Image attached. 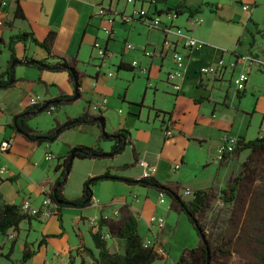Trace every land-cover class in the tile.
Returning a JSON list of instances; mask_svg holds the SVG:
<instances>
[{
    "label": "crops",
    "instance_id": "1",
    "mask_svg": "<svg viewBox=\"0 0 264 264\" xmlns=\"http://www.w3.org/2000/svg\"><path fill=\"white\" fill-rule=\"evenodd\" d=\"M15 1L0 0L2 3L0 21L5 15L3 11L11 17L12 21L11 26L4 27L2 30L6 48L12 35L28 32L38 40H43L49 32H54L53 46L56 52L75 64L82 75V96L77 102L62 105L50 113H54L52 116L46 118L41 114L33 115L28 125L38 132L46 133L52 131L58 123H65L68 118L89 113L104 117L106 131L116 134L121 130L128 137V141L118 153L93 158H74L70 171L63 177L65 184L62 187V194L68 200L78 198L83 193L86 180L108 173L112 178L96 180L92 186L93 196L99 201V205L92 201L89 206L83 208L67 205L60 209L62 217L60 222L55 210L56 205L50 203L49 207L53 209V214L48 219L30 222L24 220L23 222H28L26 230L23 229L22 222L17 233L13 230L9 231H13L17 236L11 259L15 262L21 259V257L15 258L14 253L18 250L22 256L25 241H28L36 252L25 264H68L69 256L75 257L74 264L80 258L86 263L87 254L82 251L77 254L80 246L79 236H82L87 247L97 253L90 234L89 220L100 218V216H109L112 220H120L123 217L125 219L133 211L140 216V235L143 238L157 240L167 251L161 264L169 263L167 259L170 253L164 238L176 237L175 234L182 221V211L174 200L170 206L167 205L166 194L155 187L143 185L138 181L128 183L121 178L139 180L143 168L138 161L143 159L156 165L155 179L162 184H168L171 187L185 184L184 188L192 191L221 189L226 184L232 162L243 164L249 155L248 150L231 155L226 161L220 163L215 158L217 149L223 143L224 135H231L225 127L218 128L215 125L219 130L215 134V140H212L214 128L212 118L216 116L215 112L219 104V101H212V91L216 89L215 86L221 87L227 80L233 85L232 73L227 70L224 78H215L211 75L200 76L198 63L203 60V57L206 60L202 61L203 63L216 62V58L218 60L223 57L222 54H217L219 48L207 43L211 41L208 36L194 30L200 25L190 23L194 29L186 30L191 36L204 42L206 40L207 51L204 48H202L204 51L187 48L175 34L164 30L170 26L182 28V25L177 22L180 15L173 18L169 16L172 11H167L168 7L178 4L180 0L173 4L164 0L163 7L159 6L155 0H142L140 3L137 0L133 2L124 0L122 8H120L121 0H18L25 19H13ZM145 1H149L153 7H147ZM206 2L211 1L186 0V5L196 8ZM245 3L251 7L250 12H247L241 6L247 15L243 26L248 27L259 0H247ZM100 4L108 8L109 15L114 10L130 14L135 8H144L150 15L158 11L161 23L156 27L144 19L135 18L124 23L117 18L112 26L113 33L107 34L102 30L104 19L97 13ZM213 4L216 5L215 14L225 18L224 5H218L215 2ZM164 13L166 16H162ZM190 17L189 15L187 19ZM156 35H158L157 38H153ZM165 38H168L174 46L165 49L163 47ZM127 44H132L133 47L127 49ZM251 45L247 54L264 59V48L257 51L255 46ZM15 48L17 58L20 60H24L23 57L26 56L37 60L46 59L47 62L56 61L30 40L18 42ZM105 50L111 55L103 60L102 51ZM174 50L184 55L187 64L186 76L179 92H175L167 81V73L174 66L172 57ZM146 51L151 54L147 55ZM233 55L235 58L228 61L236 59L241 54L235 52ZM8 60L4 65L0 62L1 72L7 69ZM133 61H138V66L133 67ZM167 61L169 64L167 73L160 71L158 80L153 82L151 74L154 63L157 62L162 68ZM120 64H125L126 67L120 69ZM108 66L116 67V76L107 75L111 71ZM240 66L242 69L244 64ZM253 66L259 68L255 64ZM143 68L146 69L147 82L138 84L134 90H131L132 83L138 79L137 75H142ZM12 78L15 80L13 86L0 89V143L3 139H13L8 151H0V167L6 168L5 172H0V198L5 203L20 205L25 200H30L34 206H45L48 204L46 194L54 188L61 174V171H56L55 167L62 164L64 157L71 153L73 148L84 145L99 147L102 152L111 153L117 141L103 137L100 122L66 130L59 135L53 145L47 142L38 144L29 141L12 127L14 116L29 106L31 96L40 95L45 100H56L60 95H73L74 84L67 71L40 70L25 62L16 64ZM235 91L238 98L237 90ZM101 98L106 99L102 111L97 113L90 110V104L100 101ZM230 99L228 90L222 104L227 106L229 104L227 101ZM184 100H191L195 104H202L205 101L214 103L209 110L210 118L205 119L204 113H200L201 119H198L196 115L195 127L190 132L184 131L173 122L175 110ZM200 127L204 130H199ZM167 128L173 129L176 133L172 137H167L165 132ZM232 137L240 138L241 135ZM47 152L52 154L53 159H46ZM242 153L246 155L245 159L240 161ZM176 165L179 167L176 168ZM232 176L233 174L230 173L229 178ZM172 208H176L179 212V221L175 226L172 225L175 220V214L171 212ZM115 210L119 211L118 216H114ZM154 212L163 214L167 219L166 225L159 231L148 225V219ZM143 226H145V233L142 232ZM22 230H25L24 239H21ZM71 234L77 238V242H70ZM43 238L44 243L40 245ZM3 242V253L6 254L10 248V241L7 242L5 237ZM108 247L113 253H123L125 242L114 236L111 246L108 245Z\"/></svg>",
    "mask_w": 264,
    "mask_h": 264
},
{
    "label": "trees",
    "instance_id": "2",
    "mask_svg": "<svg viewBox=\"0 0 264 264\" xmlns=\"http://www.w3.org/2000/svg\"><path fill=\"white\" fill-rule=\"evenodd\" d=\"M2 3L0 2V11ZM202 9V6L192 8L186 5V0H180L178 4L168 7L167 11H175L177 15H182L188 13L190 16H194L199 13ZM158 13V11H155ZM162 13V11L160 12ZM13 19H25L23 10L18 2L15 1V7L13 10ZM8 26H11L12 21H8ZM55 39V33L49 32L48 35L43 40H38L33 36L32 33L22 32L19 34L12 35L9 39L8 50L10 57L8 60V67L5 71H0V89L9 88L13 86L14 79V69L12 67L13 60H20L16 55V44L18 42H25L30 40L38 47L44 49L49 57L56 59L55 62H47L45 60H37L33 58H28L24 56L26 64L33 65L38 67L40 70H51V71H67L70 75V78L74 84V94L73 95H60L57 100V103H50L44 111H48L50 106H54L55 109H59L64 104H71L78 101L81 94V73L77 70L75 64H72L68 61L65 56L58 54L53 46ZM5 41L0 37V46L4 44ZM2 49L0 48V53ZM34 60L33 62H30ZM126 67L125 64H120L119 68ZM73 71H72V70ZM12 79V80H11ZM246 91H237L239 99H242L245 96ZM52 100H46L45 103L41 106H28L22 112L16 114L13 118L12 127L16 132L24 135L29 141L37 142L38 144L47 142L52 143L57 140L59 135L66 130L79 127L84 124L89 123H99L96 121V117L89 113H83L82 115L75 118H68V120L63 124H57V126L50 132L41 133L32 129L28 125L29 119L33 115L39 114V109L44 106L46 103L51 102ZM116 134H120L122 139L118 142L116 139V144L112 148L111 153H118L124 147V144L128 141V137L124 134L123 131H119ZM104 137V136H103ZM113 138H109L112 140ZM75 148H79L80 151L75 154V157L78 158H93L100 157L102 150L99 147H90L79 145ZM243 150H248L249 155L246 160L243 162L242 172L233 177L229 183L227 190H223L222 196L220 197L223 203H230L237 199V193L239 188L243 183H250L253 181V176L257 174V171L264 168V134L259 135L255 139L246 140L243 137L238 138V142L233 152L230 155H226L224 161L229 158L231 155H237ZM71 153H68L62 164L55 167L56 171H61L59 178L54 185V188L48 192V204L46 207H49V204H55V210L58 214L60 222L62 217L60 214V209L67 206L65 203L69 202L70 207H87L91 204V199L93 196L92 186L96 180L112 178L108 173L98 176L95 178H89L84 183L83 193L80 197L68 200L62 194V187L65 184L63 177L66 174V167L69 162ZM128 183L141 182L143 185L155 187L161 193L169 194L172 196L174 202L178 205L182 212H185L188 215L189 220L194 224L198 234L200 235V242L197 247L192 249H186L182 254L177 263L172 264H254V257L264 264V257H258L249 248L241 243L235 244L228 242L226 240L225 234H219L214 240L208 238L205 227L202 225L201 217L208 212L210 208V199L212 191L210 189H197L195 190V197L190 200H184L181 195H179L178 186L171 187L170 185L162 184L155 176L149 178H140L139 180H133L129 178H121ZM10 180H13L10 178ZM228 195V196H227ZM57 201H63L64 204H58ZM44 206V205H42ZM20 205L14 203H5L1 201L0 198V257H4L10 261V264H25L36 252L32 249V244L28 241H25L24 248L22 251L21 259L18 262H15L11 259V255L14 252V246L16 243V235L10 241V248L8 253H3V239L9 235V231L13 230L16 233L19 231L20 224L24 221H42V218L39 215H30L27 213H22L19 211ZM52 210L51 207H49ZM139 219L140 216L133 211L130 212L129 216L125 219L124 217L120 220H112L109 217L100 216L98 225L99 229L96 232H93L92 227H90V234L94 242V247L97 250V253L92 248H89L85 245L82 236H79L80 246L78 247L77 254L80 251L84 252L89 256L93 264H154L157 260L164 259L163 256L158 254L153 248H146L143 246V237L139 232ZM233 220V218H230ZM234 221H232L233 223ZM236 225V223H235ZM237 227V225H236ZM61 228H63L61 224ZM107 231L112 237L116 236L124 240L125 249L123 253H113L109 250L108 242L103 238V232ZM50 236V235H49ZM49 236H47L49 238ZM53 237V236H51ZM239 240H243L242 236H239ZM220 242V244H219ZM44 243L43 240L40 241V245ZM244 245V246H239ZM251 252V254L249 253ZM75 257L69 256L68 264H74ZM80 264H86L85 260H81ZM171 264V263H165Z\"/></svg>",
    "mask_w": 264,
    "mask_h": 264
},
{
    "label": "rangeland",
    "instance_id": "3",
    "mask_svg": "<svg viewBox=\"0 0 264 264\" xmlns=\"http://www.w3.org/2000/svg\"><path fill=\"white\" fill-rule=\"evenodd\" d=\"M155 1L159 6H165L164 0ZM168 1L173 4L179 0ZM194 1L197 2L198 0ZM208 1L211 2L201 4L203 11H200L195 15L203 19V24L196 29H194V27L192 28L190 21H187L189 20L187 19L189 14L185 13L180 15L177 19V22L182 25V29H194L201 34L208 36L211 41L207 43L218 47L220 53L217 52V54H222L225 60L235 58V55H233L235 52H238L241 55L247 54L251 44L252 47L255 46L257 51H261V49L264 48V0H259V4L255 7L256 11L253 18L248 23V27L243 26L247 15L241 9L242 4H248L245 3L247 0ZM137 2L140 3L142 0H137ZM214 2L218 5H224L223 13L225 18H220L215 14L216 5L213 4ZM123 3L124 0H121L120 8L123 7ZM145 4L147 7L152 6L149 1H145ZM3 13L5 15L2 16V25H0V37L2 38L3 28L8 26V21H11V17H9L5 11H3ZM162 16H166V14L164 13ZM157 36L158 35L153 38L156 39ZM204 43H206V40ZM0 48L2 49V52L0 53V62L4 65L9 58V50L6 48L5 43L2 44ZM206 48L207 47H204V49ZM204 49H202V51H204ZM207 50L208 49H206V51ZM218 60L216 58V62ZM202 61H206L204 57ZM202 61L198 63L199 68L211 65L210 63L207 64ZM240 65L241 64L237 66L236 72L240 70ZM108 67L115 73L116 76V67ZM168 69V61L164 64V66H162V68H160L159 64L155 62L152 69L151 80L156 82L159 77V72L161 71L166 74ZM228 72L230 73V71ZM137 76L138 79L132 83L131 90H134L138 84L147 82L145 72L144 74L142 73V75L140 74ZM215 88L216 89L212 91L213 94L211 99H213L212 101H219V104L217 105L215 112L216 116L212 118V124L214 127L212 129V140H215V134L218 133V128L222 127L228 129V134L231 136H237L240 134L241 137L247 140L255 139L259 133H264V72L261 69L253 66V69L249 74L247 90L242 99L236 97L235 87L231 85L228 80L225 81L221 87L217 85ZM228 90L230 91L231 99L227 101L229 104L225 106L222 104V100ZM213 104V102L208 101H205L202 104H195L191 100H184L177 106L173 115V122H175V125L178 127L183 128L184 131L190 132L195 127L196 115L198 116V119H201L202 116L200 113H204L205 119L210 118L211 114L209 110L212 108ZM39 114L46 118L47 116H52L54 113L50 114L47 111H43ZM215 125H217L218 128L215 127ZM201 129H203V127H200L199 130ZM175 133L176 132L174 131V134ZM53 143L55 142H52L51 144L53 145ZM48 151L50 150L48 149ZM245 155V153H242L239 160L242 161L245 159ZM243 167L242 162L238 163L233 161L229 171L233 174V176L229 178V173L226 184L221 189H211L212 195L210 199V208L208 212L201 217V222L205 227L208 238L211 240H214L219 234L223 233L225 234L228 242L235 244L243 243L250 251L256 254V256L258 255V257L261 258L264 257V168L257 171V174L253 176L252 182L248 184L243 183L241 185L237 193L236 200L230 203H223L220 198L222 196L221 192H223V190H227L232 178L238 176L242 172ZM209 171H211V169H209ZM206 174L208 173L206 172ZM184 186L185 184H181L179 186L178 193L183 199H190L191 196L185 194ZM165 200L166 204L169 206L173 202V198L169 194H166ZM171 212L173 215L175 214V220L172 224L175 226L176 222L179 221V212L176 208H172ZM181 214L182 221L180 228L177 229V234H175L176 237L166 236L164 238V243L170 253L167 259L169 263H177L181 254L186 249L195 248L200 242V235L198 234L194 224H192L189 220L188 215L185 212H182ZM230 218H233V220H230ZM232 221L234 222L232 223ZM23 227V229L26 230V228H28V222H23ZM153 229L156 231L160 230L157 226L153 227ZM25 230H22L20 233L21 239L25 238ZM142 232L145 233V226H143ZM239 236H242L243 240H239ZM8 241L11 240L7 239V242ZM70 242H77V238L73 234L70 235ZM107 242L108 245L111 246L112 237L107 239ZM249 253L251 254V252ZM14 257L20 258L21 252L17 250L14 253ZM87 258L88 261L86 264H93L92 259L89 256ZM254 259V264H261L257 257H254ZM80 262L81 258L76 261V264H80ZM9 263V260L4 257H0V264ZM161 263V260L154 262V264Z\"/></svg>",
    "mask_w": 264,
    "mask_h": 264
},
{
    "label": "built area",
    "instance_id": "4",
    "mask_svg": "<svg viewBox=\"0 0 264 264\" xmlns=\"http://www.w3.org/2000/svg\"><path fill=\"white\" fill-rule=\"evenodd\" d=\"M128 2H133L134 0H127ZM243 10L250 12L251 7L249 4H242ZM97 13L99 16H101L104 19V24L102 25V30L107 34H112V26L115 22V20L118 18L121 22L127 23L135 18L138 19H144L147 22H149L152 26L158 27L161 23V18L158 15V13H153V15L149 14V11L144 8H135L132 10L130 14L126 12H119L117 10H114L110 15L108 13V8L104 7L102 4L98 5ZM118 16V17H116ZM169 16L176 18L177 13L175 11L170 12ZM190 23L192 25H201L203 23V19L199 18L198 16H191L189 19ZM0 25H2V21H0ZM167 33H173L177 36L178 40L187 48L190 49H202L205 47V43L193 36H191L186 29H182L178 26H170L166 27L164 29ZM98 46V44L96 45ZM174 44L168 40V38H165L163 47L165 49H169L173 47ZM133 46L132 44H127L126 48L131 49ZM147 55H150V52H145ZM111 53L109 51H102V59H107ZM173 62L174 66L172 69L167 73V81L170 83V86L175 92H179L182 88L183 80L186 76V68L187 64L185 61V57L182 53L179 51L174 50L173 52ZM239 64H244V67L236 72V68ZM257 65L262 71H264V59L257 58L253 55L247 54V55H240L234 60H225L223 57H220L219 60L211 65L208 66H202L199 68V75L200 76H207L211 75L215 78H224L226 76L227 70H230L232 73L231 81L237 91H243L246 88V84L249 79V73L252 69L253 65ZM132 66L136 67L138 66L137 61L132 62ZM146 69H141V73H144ZM108 76L113 77L115 76V73L112 71H109L107 73ZM45 99L40 95H34L31 96L29 99V106H41L45 103ZM106 103L105 98H101L100 101L93 102L90 104V110L100 113L102 111L103 104ZM56 109L54 106H50L48 113L54 112ZM167 137H172L174 135V131L171 128H167L165 130ZM12 138L3 139L0 143V151L6 152L10 149L12 145ZM238 142V138L229 136L227 134L223 137V143L222 145L217 149L216 151V160L220 163L224 160L226 155H230L231 152L234 151L236 144ZM46 159L51 160L53 159V156L51 153H46ZM138 164L143 168V173L141 175V178H149L152 176H155L157 172V167L154 164H150L146 162L145 160H139ZM179 165H176V168H178ZM6 171L5 167H0V172L3 173ZM185 194L190 195L191 198L195 197V191H192L191 189L187 188L185 189ZM91 201L99 205V201L92 196ZM19 211L22 213H27L30 215H39L42 219H48L53 213L52 210L49 207L46 206H34L33 203L30 200H25L23 203L20 204ZM114 216L119 215V211L115 210L113 212ZM109 217V216H104ZM99 217H96L95 219L89 220V225L92 227L93 232L98 231L99 229ZM148 225L150 228H153L157 226L159 229L163 228L166 225V217L163 214L159 213H152L148 219ZM103 238L109 239L111 235L105 231L103 232ZM15 237V233L9 232V235L7 236V239L12 240ZM143 246L146 248H153L158 254L165 257L167 254L166 249L158 243L155 239L150 238H144L143 239Z\"/></svg>",
    "mask_w": 264,
    "mask_h": 264
},
{
    "label": "water",
    "instance_id": "5",
    "mask_svg": "<svg viewBox=\"0 0 264 264\" xmlns=\"http://www.w3.org/2000/svg\"><path fill=\"white\" fill-rule=\"evenodd\" d=\"M33 61H34V60H31L30 62H33ZM23 62L26 63L25 60H18V59L13 60V62H12V67H14L15 64L23 63ZM71 70H72V69H71ZM72 71H73V70H72ZM11 80H12V79H11ZM58 101H59V100L56 99V100H52L51 102L46 103L44 106H42V107L39 109V112H43L44 109H45L50 103H57ZM95 119H96V121L100 122V124H101L102 133H103L104 138H113V139H116L118 142L121 141L122 137H121L120 134H113V133H109V132L106 131V125H105V119H104V117H96ZM79 151H80L79 148H73V149L71 150V155H70V158H69V162H68L67 167H66V172H67V173L70 171V168H71V166H72V162H73V160H74V158H75V154H76L77 152H79ZM110 154H112V153H103V154H101L100 156H107V155H110ZM57 203H58V204H64L63 201H57ZM65 204H66V205H69V202H66Z\"/></svg>",
    "mask_w": 264,
    "mask_h": 264
}]
</instances>
